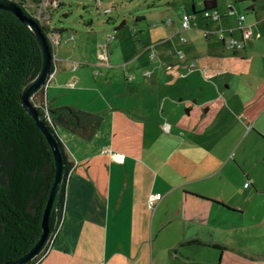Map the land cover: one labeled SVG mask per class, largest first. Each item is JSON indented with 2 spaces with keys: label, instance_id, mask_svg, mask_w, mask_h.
<instances>
[{
  "label": "crops",
  "instance_id": "1",
  "mask_svg": "<svg viewBox=\"0 0 264 264\" xmlns=\"http://www.w3.org/2000/svg\"><path fill=\"white\" fill-rule=\"evenodd\" d=\"M248 1L245 10L251 16L246 17L245 34L253 33L252 43L262 52H247L251 40L246 39L241 57L252 60L261 53L264 56V38L260 32H264V16L259 17V11L264 12V0ZM229 5L238 19L241 14L233 4ZM55 30L60 39L59 51H54L55 70L43 90L47 106L56 109L67 105L101 116L102 123L91 139L79 136L66 126L56 127L73 167L68 177L62 221L39 264H264L255 262L251 244L246 245L250 254L245 256L248 253L244 250L245 240L249 236L252 242L256 224L247 229L242 209L228 204L229 124L213 116H197L210 100H180L190 108L191 117L182 115V104H178L176 97L168 100L166 86L155 82L158 69L153 75L154 84L144 88L153 93V98L162 94L163 101H171V114H175L172 117L178 118L175 126L167 119L164 104L161 116L157 117L149 107L137 106L132 111L123 102L116 104L102 94L106 89H113L112 69H106L102 84L95 77L91 79L97 63L103 61L100 53L99 61L96 59L99 44L93 45L95 54L79 55L67 51L75 48L63 40L65 28ZM256 33L262 35L261 40L255 39ZM229 34L234 38L233 31ZM108 39L111 42L114 38ZM238 40H243L242 34ZM222 43L227 44V37ZM165 54L161 52L163 58ZM79 56L81 60L77 61ZM106 59L110 60V56ZM194 65L188 66L190 72L194 71ZM127 75L128 72L124 77L126 82L133 83L135 78L131 80ZM187 75L183 78H188ZM72 81L75 83L71 84ZM97 84H100V95L105 97L103 101L96 98ZM129 88L139 92L143 86ZM85 93L97 95L86 103ZM115 97L113 93L112 98ZM226 104L229 108L230 101ZM153 111L156 113L155 108ZM243 112L242 119L254 125L252 132L259 127L255 131L258 137L251 139H260L264 152V79L253 98L243 106ZM160 118L164 119L163 124ZM194 118H197L196 124ZM197 124L204 126L203 132L198 131ZM166 125L168 130L164 129ZM241 146L242 142L237 151ZM113 154L123 155L122 161L113 160ZM237 165L241 168L246 162L238 160ZM246 176L257 189L258 181L251 172ZM246 185L244 190H249L250 186ZM252 193L251 199L260 196L257 190ZM152 194L161 195L155 208L149 207ZM254 216L260 222V215Z\"/></svg>",
  "mask_w": 264,
  "mask_h": 264
},
{
  "label": "rangeland",
  "instance_id": "2",
  "mask_svg": "<svg viewBox=\"0 0 264 264\" xmlns=\"http://www.w3.org/2000/svg\"><path fill=\"white\" fill-rule=\"evenodd\" d=\"M49 2L51 0H28L25 6L35 19H38L42 25L48 26L51 31L56 32V28H65L63 40H66V43L70 42V46L75 48L67 51L87 56L91 53L95 54L93 45L99 44L98 55L102 54L103 61L97 63L98 67L94 68L91 79L93 81L95 77L101 83L106 76V69L107 71L112 69L113 89L111 91L106 89L102 94L115 103L123 102L132 111L137 106L143 109L149 107L156 117L161 116L164 104L167 119L172 126H175L178 118L172 117L174 113L171 114L169 105L171 101H163L162 94L159 98H153V93L144 88L154 84L153 75L158 69L160 72L156 73L154 80L166 86L168 100L176 97L178 104H182L180 100L188 98L210 100L204 109L198 111L197 116L199 118L206 115L213 116L229 124L227 148L230 151L231 164L228 172L230 180L228 204L242 209L246 215L247 229L256 224L252 242L249 236L245 240L244 250L248 252L245 256L251 252L256 257L255 262L264 263V203L258 201L259 199L264 202L263 142L260 139L256 141L251 139L252 136L258 137L255 131H258L259 127H255V131L252 132L254 125H248L241 116L244 113L243 106L253 98L257 86L264 79L262 73L264 56L261 53L252 60L243 59L241 56L245 51L231 47L229 34L232 30L236 40L241 37L237 16L229 14L228 4H233L238 14L246 15L248 18L251 15L247 13L245 7L250 1L219 0L217 10L219 18L215 20L203 17L205 0H103L101 5H97L95 0H57L52 6ZM194 6L199 12L197 15L194 14ZM209 13L213 15V11ZM184 15L191 18V28L188 30L182 28ZM262 16L264 12L259 11V17ZM124 21H126L125 25L118 28ZM116 32H118L117 37ZM260 32L264 38V32L261 30ZM252 34L247 33V40H251L250 43L248 42L247 52L254 51L259 54L262 49H258L256 43H252ZM111 36L114 39L110 42L108 38ZM223 36L227 37L226 45L222 43ZM52 37L56 43L54 51L58 52L59 38L57 35ZM181 38H185L187 43H182ZM178 51L184 53V58L179 57ZM161 52H166L164 58ZM151 54H154V58ZM98 55L97 61L101 56ZM109 56L110 60L106 59ZM76 60H81V57ZM194 63L196 67L190 72L188 66ZM127 72V78L131 80L135 78L133 83L126 82L124 77ZM185 74H188V78L184 79ZM99 85L96 86L98 91L96 98L103 101L105 97L100 95ZM130 85L138 87L142 85L143 88H140L139 92H133L129 88ZM202 89L205 90L204 93H201ZM113 93L115 98H112ZM96 95L91 94L92 97ZM91 96L85 93L86 103L93 99L90 98ZM33 100L39 103L38 98L35 97ZM227 101H230L229 108ZM234 103L237 104L234 106ZM63 106L67 105L60 107ZM154 108L156 113L153 111ZM189 109L182 104L180 113L191 117L188 113ZM194 114L196 115V112ZM176 116H179L178 112ZM194 119L193 123L196 124L197 118ZM159 122L163 124L164 119L160 118ZM199 127L198 131L200 129L203 132L201 129L204 126L199 125ZM241 142L243 146L237 151ZM238 160L246 162V166L241 165V169L237 165ZM248 172H251L252 177L258 181L257 189L251 185V180L247 179ZM245 183L250 186L249 190H244ZM254 190H257L260 196L251 199L249 195H252ZM254 215H260V222ZM248 244L252 245L253 251L247 250Z\"/></svg>",
  "mask_w": 264,
  "mask_h": 264
},
{
  "label": "trees",
  "instance_id": "3",
  "mask_svg": "<svg viewBox=\"0 0 264 264\" xmlns=\"http://www.w3.org/2000/svg\"><path fill=\"white\" fill-rule=\"evenodd\" d=\"M0 1L20 6L26 16L41 25L45 35L55 32L29 13L25 6L28 0ZM56 1L51 0L49 5L52 6ZM218 1L204 2L203 17L212 18L209 11L218 10ZM193 11L195 15L199 13L195 6ZM207 13L209 16H206ZM49 45L54 57L50 41ZM41 63V51L32 34L17 17L0 11V264L20 259L38 242L42 234L43 213L55 181L52 149L42 130L23 109L19 100L24 85L36 76ZM54 70L53 62L52 73ZM44 88L45 86L35 95L39 103L34 100L32 103L42 122L54 133L64 154L65 167L60 192L49 220V238L38 256L27 264H36L44 254L64 215L66 187L73 164L67 160L56 127L66 126L79 136L91 139L102 123L101 116L72 107L49 108L43 94Z\"/></svg>",
  "mask_w": 264,
  "mask_h": 264
},
{
  "label": "water",
  "instance_id": "4",
  "mask_svg": "<svg viewBox=\"0 0 264 264\" xmlns=\"http://www.w3.org/2000/svg\"><path fill=\"white\" fill-rule=\"evenodd\" d=\"M0 11L11 13L19 19V21L27 28V30L35 38L42 56V63L39 72L34 78L29 80L23 87L20 103L23 109L34 119L37 126L42 130L47 141L52 149L54 161H55V181L51 188L47 204L42 218V234L36 243V245L23 257L17 259L16 261L9 262L6 264H27L38 256L40 251L43 249L49 238V220L51 216L52 209L56 198L59 195L60 188L64 176V154L58 144V141L48 127L42 122V119L33 105L32 100L39 90L46 85L52 75V65H53V54L49 45L47 36L42 31L41 26L33 18L28 17L24 14L23 10L16 3H7L0 1ZM196 103V102H195Z\"/></svg>",
  "mask_w": 264,
  "mask_h": 264
},
{
  "label": "built area",
  "instance_id": "5",
  "mask_svg": "<svg viewBox=\"0 0 264 264\" xmlns=\"http://www.w3.org/2000/svg\"><path fill=\"white\" fill-rule=\"evenodd\" d=\"M228 8H229V14H231V15L235 14V11L231 7V5H229ZM206 16H209V14L207 13ZM210 16L214 20L219 18V14H218L217 11L216 12H213V15H210ZM182 28H183V30H188L189 28H191V18L188 15H184V17H183ZM238 30L241 32L242 37H243V40L242 41H239V40H236L233 37H231L230 45L235 50H241L245 46V40L247 39V34H245V32H247V30H248V27L246 25V16L245 15L238 16ZM230 32L232 33V31H230ZM52 36H56V34L50 33L48 35V38H49L52 46L55 47L56 43L54 42V39H53ZM58 38H59V36H58ZM255 39L256 40H261L262 39V35L260 33H256L255 34ZM59 40L60 39H58V42H57L58 44H59ZM222 40H225V37L224 36L222 37ZM181 42L182 43H186V40L184 38H181ZM178 55H179L180 58H183L184 57V54H183L182 51H178ZM151 57L153 58L154 57V54H151ZM192 65H194V64H192ZM46 115H47L48 119H50L47 112H46ZM164 129L165 130H168L169 129V126L166 125ZM122 159H123V155L113 154V160H115L116 162H120V161H122ZM246 186H248V185H246ZM160 199H161V195H159V194H152V195H150L149 201H148L149 202V207L155 208L156 205H157V203L160 201ZM56 234H57V232H56ZM55 235H54V237H55ZM53 238L48 243L47 250L44 252V254H42L39 257V259H38L39 261H41L46 256V254L48 253L49 248H50L49 245L51 244ZM36 264H37V262H36Z\"/></svg>",
  "mask_w": 264,
  "mask_h": 264
},
{
  "label": "clouds",
  "instance_id": "6",
  "mask_svg": "<svg viewBox=\"0 0 264 264\" xmlns=\"http://www.w3.org/2000/svg\"><path fill=\"white\" fill-rule=\"evenodd\" d=\"M52 34H56L57 36H58V34L56 33V32H51ZM50 34V33H49ZM48 34V35H49ZM47 36V35H46ZM47 39L49 40V38H48V36H47ZM50 41V40H49ZM50 44H51V42H50ZM51 46H52V44H51ZM52 48H53V51H54V47L52 46ZM53 59H54V57H53ZM53 62H54V60H53ZM47 84V83H46Z\"/></svg>",
  "mask_w": 264,
  "mask_h": 264
},
{
  "label": "flooded vegetation",
  "instance_id": "7",
  "mask_svg": "<svg viewBox=\"0 0 264 264\" xmlns=\"http://www.w3.org/2000/svg\"><path fill=\"white\" fill-rule=\"evenodd\" d=\"M97 5H101L103 0H95Z\"/></svg>",
  "mask_w": 264,
  "mask_h": 264
}]
</instances>
